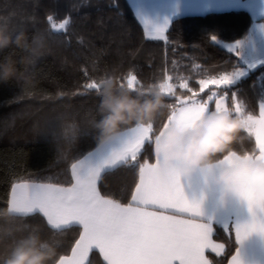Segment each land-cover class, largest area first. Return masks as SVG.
Returning a JSON list of instances; mask_svg holds the SVG:
<instances>
[{"label": "trees", "instance_id": "trees-1", "mask_svg": "<svg viewBox=\"0 0 264 264\" xmlns=\"http://www.w3.org/2000/svg\"><path fill=\"white\" fill-rule=\"evenodd\" d=\"M65 19L69 21L65 30L57 32L51 28V24ZM108 23L201 80L242 66L239 56L219 42L245 39L253 20L244 10L183 15L171 21L165 37L150 39L127 0H0V28L13 38L25 32L30 43L44 46L43 54L28 65L20 63L27 53L14 44L0 51V63L11 57L18 69L16 77L0 82V213L9 209L10 191L16 182L70 186V166L100 145L93 125L102 116L101 97L98 90L87 89V83L99 81V89L109 76L119 78V73L129 70L146 84L159 83L167 73L173 76L177 94L191 95L178 87L182 79L165 63L147 48L108 30ZM154 87H138L131 94L141 100L150 99L148 93ZM189 87L207 100L203 93ZM224 87L215 85L219 96L233 104L230 92H236L246 112L258 115L259 105L264 103V63L233 83L227 96L223 95ZM124 88L131 85L121 86L117 94ZM170 103L173 101L168 98L166 107L157 113L154 134L166 121ZM209 106L214 110V102L210 101ZM234 148L253 150L254 137L241 133ZM144 159L154 160L153 145L143 148L138 162ZM137 182V167L131 163L118 165L102 173L98 191L106 198L127 204ZM81 230L79 223L52 227L39 212L0 216V264H4L16 242L29 234L38 235L56 249V254L45 262L56 264L71 254ZM225 231L215 223L213 235L225 244V250L220 256L208 254L213 264H227L237 248L234 233L229 237ZM86 264L106 263L92 249Z\"/></svg>", "mask_w": 264, "mask_h": 264}, {"label": "snow or ice", "instance_id": "snow-or-ice-1", "mask_svg": "<svg viewBox=\"0 0 264 264\" xmlns=\"http://www.w3.org/2000/svg\"><path fill=\"white\" fill-rule=\"evenodd\" d=\"M53 18L48 17L51 21ZM69 24L67 19L60 23L51 24L57 32L65 30ZM169 31L167 26L154 29L145 28L144 34H153L159 38ZM211 39L215 40V37ZM238 71L225 72L218 78L201 79L200 92H204L209 83L223 85V95H229V88L239 77ZM106 76V75H105ZM121 86L131 81V88L145 86H159L171 98L173 103L168 105L166 121L161 123L160 133L168 123L177 119L185 126L205 108L210 109L209 102L215 104V109L227 108L234 114H242L247 123V134L254 137V148L248 151L253 157L264 154V105L259 108L258 115L248 114L237 96L230 92L233 104L226 107L220 100L213 101L217 95L212 92L207 100L198 97L188 85L181 81L180 89H186L191 95L177 94V85L173 83V76L164 74L159 83H144L134 71L119 73ZM91 91H97L99 81L93 80L85 85ZM154 123L143 126L127 127L121 140V146L113 150V157L117 165H129L138 168V182L134 186L130 202L122 204L106 198L88 180V172L82 167L83 162H76L70 166V186L52 183L19 182L12 185L24 190V195L30 193L41 197L53 212H71L76 215L81 226L102 245V257L107 264H213V260L206 256L211 251L216 256L221 255L225 248L223 243L213 240L207 226L195 219L200 216L199 202L190 201L184 194L179 174H174L166 181L161 179L158 171V158L144 159L138 162L142 150L146 145H153ZM225 157L221 163H227ZM11 189V191H12ZM33 190H35L33 192ZM241 199L247 201L251 220L236 224L233 231H225L229 237L234 233L237 243L244 241L252 233L264 235V207L257 211V205L248 189L240 191ZM190 214V218H180ZM90 255V254H89ZM229 264H242L239 249L231 255Z\"/></svg>", "mask_w": 264, "mask_h": 264}, {"label": "clouds", "instance_id": "clouds-1", "mask_svg": "<svg viewBox=\"0 0 264 264\" xmlns=\"http://www.w3.org/2000/svg\"><path fill=\"white\" fill-rule=\"evenodd\" d=\"M13 44L27 53L20 61L25 65L35 63L44 52V46L30 43L25 32L13 38L0 28V51ZM17 73V62L11 57L0 63V82L13 79ZM120 87L119 78L109 76L98 89L102 116L93 126L100 144L118 138L126 126L154 123L169 98L159 86L148 93L150 99L144 100L133 96L131 93L135 89L132 88H124L117 94ZM241 133H247L244 116L227 108H205L186 126L177 119L171 120L153 140L161 177L168 179L176 173L191 175L218 170L215 181L222 188V201L226 202L230 196L237 197L242 188L250 186L259 205H264V156L253 157L247 151H237L234 145L241 139ZM229 153V161L217 168V158ZM260 209L258 206L257 211ZM11 215L12 209L0 213V216ZM55 254L56 249L51 244L36 234H29L16 242L4 264H45Z\"/></svg>", "mask_w": 264, "mask_h": 264}, {"label": "crops", "instance_id": "crops-1", "mask_svg": "<svg viewBox=\"0 0 264 264\" xmlns=\"http://www.w3.org/2000/svg\"><path fill=\"white\" fill-rule=\"evenodd\" d=\"M127 2L143 29L146 27L154 29L155 27L165 25L169 28V25L174 18L183 15H203L209 12L244 10L248 12L253 20L247 37L236 42L219 43L226 49L236 53L242 62L241 67L247 69L248 72L256 66L264 63V21L262 20V18H264V0H127ZM165 34L166 32H164L159 38L165 37ZM146 37L156 39L153 38V34L151 33ZM149 49L153 51V53L155 52L157 55L159 54L160 56L154 54L153 56L165 63L166 66L174 70V72L182 73V71H184L185 74L190 73L155 50L151 48ZM241 67L235 71L241 69ZM183 77L185 80L189 81L198 92H200L199 78L192 75L193 78L190 81L187 76L183 75ZM214 89L215 85L211 84L201 93L207 98L208 95L212 94ZM215 100L223 101L226 107L228 104L229 107L232 106L231 102L222 97L215 96L213 101ZM261 105H264V103H260L259 108ZM123 132L124 130L118 138L109 143L100 144L77 161L83 162L82 167L88 172V180L97 190L98 182L102 173L117 165V161L112 154L113 150L118 149L121 146ZM230 155V153L226 154L222 159L217 160V168L224 165L225 163H221V161L225 157L229 158ZM261 156H264V154H261ZM157 167L159 171V162H157ZM216 171H207L204 173L195 172L191 175H183L181 173L176 174H179L180 176V183L187 199L200 203L202 214L194 218L203 222L207 226L209 233L212 235L215 242L223 243L222 241L217 240L213 235L215 223L221 224L225 230L228 229L229 231H233L236 224L248 222L251 220L252 216L248 210L247 201L241 199L240 193L237 197H228L226 202L221 200L222 188L215 181ZM161 179L165 181L167 180L162 177ZM20 182L45 183L36 181ZM245 188L250 190L257 207H264V205H259L254 190L250 186H245L242 189ZM34 191L35 190H33V192ZM9 209H12L14 214L22 215L39 212L46 217L48 223L52 227L56 228L76 223L81 224L80 219L73 213L63 211L53 212L41 197L31 193L25 196L24 190L20 187H14L12 191H10ZM180 218L188 219L190 218V214L184 215ZM92 249L97 250L102 257L103 253L101 251L102 245L100 241L93 238L82 227L80 237L71 254L60 258L56 264H86ZM237 249H239L242 264H264V235L252 233L244 241L237 243L236 250ZM224 250L225 248L221 250V254ZM209 253L212 252L206 251L207 257ZM230 258L227 264H229ZM103 260L105 261V259ZM105 263L107 264L106 261Z\"/></svg>", "mask_w": 264, "mask_h": 264}, {"label": "rangeland", "instance_id": "rangeland-1", "mask_svg": "<svg viewBox=\"0 0 264 264\" xmlns=\"http://www.w3.org/2000/svg\"><path fill=\"white\" fill-rule=\"evenodd\" d=\"M93 18H94V19H97V20H100V18L95 17V16H93ZM106 25H107V24H106ZM107 29L110 30L111 32H113V33H115V34H117V35H119V36L125 38V39H130L132 42H134L135 44H137L139 47L147 48V51H148L149 53H152V54H154V55H157V53H155V52L153 53V51H151V50L148 48L147 45H145V44H141V43H138V42H136V41H133V39H131L130 36H128L127 34L121 32L119 29L115 28L114 26L109 25V23H108ZM157 56H160V55L158 54ZM171 70H172V69H171ZM173 71H174V70H173ZM237 71L240 73V75H239V77L235 80V82L238 81L241 77L245 76V75L248 73V70L245 69V68H243V67H241V69H239V70H237ZM175 72H176V71H175ZM182 73H183V74H182ZM182 73H181V72H176V74H177L181 79H183L184 81H187V80H185V78L183 77V75H185V76L188 77L187 73L185 74L184 71H182ZM216 78H218V77H216ZM209 80H211V79H209ZM190 81H191V80H190ZM187 82H188L189 85H191L192 87H194L189 81H187ZM235 82H234V83H235ZM131 83H132V82L129 81V85H131ZM211 84H212V83H209L208 85H211ZM212 85H214V84H212ZM194 88H195V87H194ZM195 90H197V89L195 88ZM197 91H198V90H197ZM213 92H216V90L214 89ZM216 93H217V92H216ZM217 96H219L218 93H217L216 97H217ZM219 97H221V96H219Z\"/></svg>", "mask_w": 264, "mask_h": 264}, {"label": "built area", "instance_id": "built-area-1", "mask_svg": "<svg viewBox=\"0 0 264 264\" xmlns=\"http://www.w3.org/2000/svg\"><path fill=\"white\" fill-rule=\"evenodd\" d=\"M187 75H188V79H189V80H191V79L193 78V77H192V75H193V74L191 75L190 73H188ZM221 103H223V104H224V102H223V101H221ZM228 105H229V104H228ZM228 105H227V107H229Z\"/></svg>", "mask_w": 264, "mask_h": 264}]
</instances>
